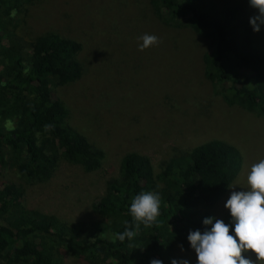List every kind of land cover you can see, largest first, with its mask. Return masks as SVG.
Instances as JSON below:
<instances>
[{"label": "trees", "instance_id": "trees-1", "mask_svg": "<svg viewBox=\"0 0 264 264\" xmlns=\"http://www.w3.org/2000/svg\"><path fill=\"white\" fill-rule=\"evenodd\" d=\"M36 1L0 0V173L13 168L27 183L46 182L62 160L93 172L105 159L104 150L69 123V111L53 90L82 77V43L53 32L27 43L14 31L13 12ZM150 2L165 24L191 27L210 41L205 76L221 87L224 101L264 118V50L253 44V30L240 9L219 12L199 0ZM243 162L241 151L222 139L173 154L159 171L149 156L128 152L118 176L106 181L92 204L100 218L91 222H69L29 208L21 182L2 179L0 260L64 264L67 254L87 264H150L153 258L171 264L179 244L191 248L189 231H203V219L215 217L212 209ZM141 191L160 195L157 223L141 224L131 240L114 242V234L132 224L129 207ZM223 220L230 222L229 211Z\"/></svg>", "mask_w": 264, "mask_h": 264}, {"label": "rangeland", "instance_id": "rangeland-1", "mask_svg": "<svg viewBox=\"0 0 264 264\" xmlns=\"http://www.w3.org/2000/svg\"><path fill=\"white\" fill-rule=\"evenodd\" d=\"M199 3L219 12L238 7L246 22L254 13L248 0ZM12 17L15 33L27 43L47 32L82 43V77L53 90L69 111V123L105 152L97 171L86 172L62 160L52 177L41 183H27L15 169H3L0 180L21 182L27 207L69 222L99 219L92 204L104 193L106 181L118 176L122 157L131 151L149 156L159 171L175 153L225 140L243 156V167L231 184L237 191L246 187L251 165L264 159V118L228 105L221 87L205 76L210 41L191 27L165 24L150 0H37L15 10ZM145 33L162 42L139 51L142 41L137 37ZM252 39L264 50V27L253 32ZM231 191L212 209L216 218L224 219L229 211L224 205ZM176 255L196 264L194 250L185 244L178 245ZM242 255L256 260L250 250ZM63 262L87 264L67 254Z\"/></svg>", "mask_w": 264, "mask_h": 264}, {"label": "clouds", "instance_id": "clouds-1", "mask_svg": "<svg viewBox=\"0 0 264 264\" xmlns=\"http://www.w3.org/2000/svg\"><path fill=\"white\" fill-rule=\"evenodd\" d=\"M254 13L249 17V24L255 33L264 27V0H248ZM138 50L144 51L151 46H158L162 41L153 34L145 33L137 37ZM46 129L49 126H45ZM246 187L235 190L237 185H228L232 189L224 207L229 210L231 220L205 217L202 221L204 230H190L187 240L196 255V264H260L264 262V159L251 165L247 172ZM161 197L155 191H141L135 195L129 207L132 224L126 222L125 230L116 233L113 241L131 240L137 234L141 224L150 227L157 223L160 216ZM208 226H211L210 228ZM230 228L233 234H230ZM238 238V241L237 239ZM183 251V245L179 246ZM251 251L256 255L253 261L242 255ZM150 264H163L153 258ZM171 264H190L186 258H174Z\"/></svg>", "mask_w": 264, "mask_h": 264}, {"label": "built area", "instance_id": "built-area-1", "mask_svg": "<svg viewBox=\"0 0 264 264\" xmlns=\"http://www.w3.org/2000/svg\"><path fill=\"white\" fill-rule=\"evenodd\" d=\"M0 264H5L4 262H2V260H0Z\"/></svg>", "mask_w": 264, "mask_h": 264}]
</instances>
